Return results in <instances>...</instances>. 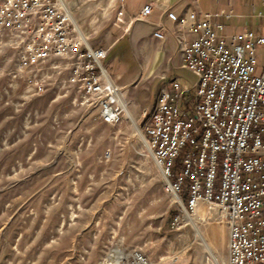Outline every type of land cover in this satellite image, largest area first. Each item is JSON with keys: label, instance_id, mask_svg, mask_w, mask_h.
<instances>
[{"label": "rangeland", "instance_id": "374dc122", "mask_svg": "<svg viewBox=\"0 0 264 264\" xmlns=\"http://www.w3.org/2000/svg\"><path fill=\"white\" fill-rule=\"evenodd\" d=\"M63 2L90 39L117 16L115 0ZM257 58L256 76L261 48ZM128 66L140 77L122 90L133 113L136 86L148 98L154 77L141 81L140 60ZM68 75L33 95L35 73L15 50L0 49V264H226L220 244L215 263L196 235L226 228L217 209L202 202L189 223L124 110L119 124L101 123L74 88L57 85ZM144 109L135 117L140 135Z\"/></svg>", "mask_w": 264, "mask_h": 264}, {"label": "built area", "instance_id": "2783aa9c", "mask_svg": "<svg viewBox=\"0 0 264 264\" xmlns=\"http://www.w3.org/2000/svg\"><path fill=\"white\" fill-rule=\"evenodd\" d=\"M151 12L146 5L141 17ZM166 16L197 34L182 48L194 89L189 95L177 81L161 88L141 113V135L180 212L193 214L202 202L217 209L215 219L228 230L226 264H264V67L255 75L264 35L243 31L226 39L223 24L213 22L218 13ZM153 37L162 40L161 30ZM5 47L19 54L20 67L35 73L33 95L45 93L55 84L49 80L67 70V80L57 85L74 88L101 123H120L122 89L103 66L108 50L92 49L78 35L64 2L1 0L0 49ZM137 260L144 262L139 255Z\"/></svg>", "mask_w": 264, "mask_h": 264}, {"label": "crops", "instance_id": "0c3cea01", "mask_svg": "<svg viewBox=\"0 0 264 264\" xmlns=\"http://www.w3.org/2000/svg\"><path fill=\"white\" fill-rule=\"evenodd\" d=\"M146 5H151L152 12L149 17L142 18L141 10ZM115 6L117 14L121 12V16L117 15L100 31L96 39H87L92 49L108 50L103 66L111 81L123 91L140 78L132 72L135 69H130L129 66L125 68L132 60L143 63L141 81L154 77L148 98L140 96V83L136 86L133 113L131 112L134 120L140 107L151 108L156 100L152 98L153 94H158V90L163 87L171 88L172 81H177L182 88L188 90L189 95L193 93L195 78L184 66L182 48L190 44L197 34L191 32L189 26L177 27L167 18L168 12H173L178 17L189 12L198 15L218 13L219 16L213 22L223 24L226 39L243 31L264 35V5L260 0H115ZM159 29L163 35L162 40L153 37V33ZM129 69L131 73L128 72ZM199 205L203 207L202 203ZM202 234L210 246V251L205 250L212 259L216 257L212 253V246L220 244L227 261L228 230L223 226L211 227L209 233Z\"/></svg>", "mask_w": 264, "mask_h": 264}, {"label": "bare ground", "instance_id": "6f19581e", "mask_svg": "<svg viewBox=\"0 0 264 264\" xmlns=\"http://www.w3.org/2000/svg\"><path fill=\"white\" fill-rule=\"evenodd\" d=\"M60 1L63 3V0H60ZM72 21H73V23H74V25H75L76 30L78 31V35H79V36L83 35V34L81 33V31L79 30L77 24L75 23L73 17H72ZM84 37H85V36H84ZM120 104H121L122 109L124 110V112H125V114H126V117L129 119V121L131 122L133 128L136 130L137 134L141 137V139L143 140V143H144V145H145L144 139H143L142 135H140L139 129H138L136 123H135V120H134V118H133V115L131 114V112H130L129 109L127 108V105H126V103L124 102V99L122 98V96L120 97ZM145 147H146V145H145ZM146 149H147V147H146ZM147 151H148V149H147ZM160 173H161L163 179L165 180V176H164V174L162 173L161 170H160ZM165 182H166V180H165ZM174 197H175V196H174ZM175 199H176V197H175ZM199 204H201V203H199ZM199 204L197 205V207H196V209H195V212H196V210H197ZM186 219H187V221H188L189 223H191V224L195 227L194 219L191 217V215H190L189 213H186ZM196 235H197V237H199V239H201V241L203 242L205 249H207V251H210V250H209V249H210V246L207 244V242H205V238H204L203 234H202L201 232L196 231ZM210 254H211V253H210ZM214 261H215V263H216V261H217V258H216V257H214Z\"/></svg>", "mask_w": 264, "mask_h": 264}]
</instances>
